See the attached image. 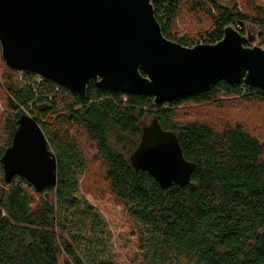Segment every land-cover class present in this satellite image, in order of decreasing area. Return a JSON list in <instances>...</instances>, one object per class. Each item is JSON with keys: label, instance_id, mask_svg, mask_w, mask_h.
<instances>
[{"label": "trees", "instance_id": "obj_1", "mask_svg": "<svg viewBox=\"0 0 264 264\" xmlns=\"http://www.w3.org/2000/svg\"><path fill=\"white\" fill-rule=\"evenodd\" d=\"M152 5L164 37L185 47L219 41L227 25L241 34L253 28L264 46V0ZM192 21L194 32L188 28ZM37 77L4 69L0 157L24 114L20 108L27 110L55 155L56 186L37 193L23 178L7 184L1 176L0 264H60L61 255V264H264V92L220 81L208 92L153 105L152 98L92 83L80 100ZM185 105L214 115L187 117L188 111H180ZM237 108L243 110L224 113ZM252 110L250 126L245 115ZM153 117L177 136L184 158L196 165L183 187L163 190L129 164L145 127L141 122ZM127 140L131 148L124 152L120 145ZM95 166L100 185L93 181L98 174L91 176ZM89 181L129 223L135 252L128 257L89 200Z\"/></svg>", "mask_w": 264, "mask_h": 264}, {"label": "water", "instance_id": "obj_2", "mask_svg": "<svg viewBox=\"0 0 264 264\" xmlns=\"http://www.w3.org/2000/svg\"><path fill=\"white\" fill-rule=\"evenodd\" d=\"M153 0H0V54L7 68L31 72L84 100L92 83L162 105L208 92L218 82L264 92L259 34L232 25L213 44L185 47L162 34ZM250 31L254 34L251 35ZM5 183L23 178L40 193L56 186V159L34 117L21 114L0 157ZM161 189L189 183L196 168L175 134L153 117L129 156Z\"/></svg>", "mask_w": 264, "mask_h": 264}, {"label": "rangeland", "instance_id": "obj_3", "mask_svg": "<svg viewBox=\"0 0 264 264\" xmlns=\"http://www.w3.org/2000/svg\"><path fill=\"white\" fill-rule=\"evenodd\" d=\"M196 22V21H194ZM192 21V24L188 25V28H190L189 30L191 31H196L195 30V23ZM197 23V22H196ZM184 25V24H183ZM250 34L253 35L254 32L250 31ZM1 52V51H0ZM5 67V68H4ZM4 69H7V67L5 66L2 58H1V54H0V115L3 111V75H4ZM9 69V68H8ZM20 77V76H19ZM36 82L40 81V77L38 76L37 78H35ZM123 101H125V99L123 98ZM191 105H185L180 107V111H188L189 115H186L187 117L190 118H194L195 116H204L206 119H210V116H213L214 114V110L212 111H200L197 112V108H191ZM20 110L22 111V113L28 115L27 110L20 108ZM226 113V116L229 112L234 113V114H238V112H241L243 109L237 108L235 110L233 109H224ZM213 112V113H212ZM251 113L253 114V110L251 112L247 111V114L245 115V120L249 123L250 126H252V121L254 119H252L251 117ZM150 119H146L145 121H142L141 123H143L145 126L148 125ZM82 142L84 143L83 138L81 137ZM47 141V140H46ZM48 143V142H47ZM123 144L120 145L122 150L124 152L130 150L131 146H130V142L129 140L122 142ZM48 147L49 149L52 151L53 150L51 148V146L48 143ZM93 155V154H91ZM2 156V155H1ZM91 159V158H88ZM99 168V166H98ZM98 174V178L93 179L94 180H98L97 183H101V179H100V173L98 172V170L95 167H91V176L94 178L95 175ZM1 176H3V172H2V168H1V164H0V178ZM87 184H89L87 186ZM86 184L85 189L87 190L88 193V197L89 200L94 202L97 207L99 208V210L102 212V214L104 215V217L107 219V221L110 223L112 230H113V241L116 243L117 249H119V246H124L123 249H119L120 254L122 255V257H128L129 255H131V253L135 252V240L133 237H131L130 235V228H129V223L127 222L121 208L117 207L114 205V203L112 202V199L110 198V196L108 194H106L105 192H100L99 186H95L92 185L91 181H89V183ZM125 243H128V247L125 246ZM63 261V256L61 255L60 257V264Z\"/></svg>", "mask_w": 264, "mask_h": 264}]
</instances>
